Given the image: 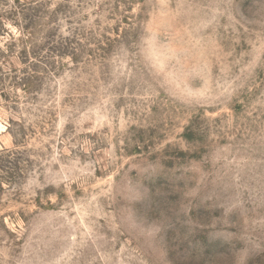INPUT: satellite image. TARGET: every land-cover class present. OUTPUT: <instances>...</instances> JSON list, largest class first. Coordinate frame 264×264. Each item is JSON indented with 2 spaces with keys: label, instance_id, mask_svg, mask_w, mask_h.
<instances>
[{
  "label": "rangeland",
  "instance_id": "374dc122",
  "mask_svg": "<svg viewBox=\"0 0 264 264\" xmlns=\"http://www.w3.org/2000/svg\"><path fill=\"white\" fill-rule=\"evenodd\" d=\"M0 264H264V0H0Z\"/></svg>",
  "mask_w": 264,
  "mask_h": 264
}]
</instances>
